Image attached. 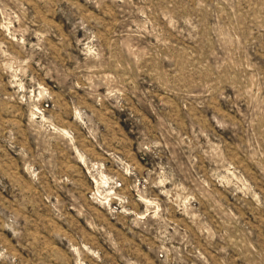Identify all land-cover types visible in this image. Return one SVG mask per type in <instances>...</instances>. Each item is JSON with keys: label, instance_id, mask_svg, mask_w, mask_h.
Masks as SVG:
<instances>
[{"label": "rangeland", "instance_id": "obj_1", "mask_svg": "<svg viewBox=\"0 0 264 264\" xmlns=\"http://www.w3.org/2000/svg\"><path fill=\"white\" fill-rule=\"evenodd\" d=\"M0 264H264V0H0Z\"/></svg>", "mask_w": 264, "mask_h": 264}]
</instances>
